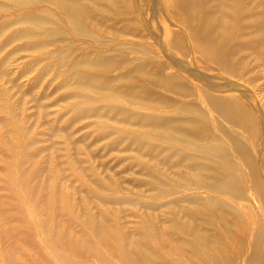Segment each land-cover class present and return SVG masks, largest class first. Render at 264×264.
I'll return each mask as SVG.
<instances>
[{"label": "bare ground", "instance_id": "bare-ground-1", "mask_svg": "<svg viewBox=\"0 0 264 264\" xmlns=\"http://www.w3.org/2000/svg\"><path fill=\"white\" fill-rule=\"evenodd\" d=\"M11 1L20 9L42 3L55 7L24 17L37 28L46 29V42L62 39L55 38L62 29L58 21L62 16L66 20L63 26L68 24L75 32L87 35L100 48L106 44L99 33L93 32L97 26L88 21L92 8L102 9V0H87L90 7L85 0ZM153 5L151 11L159 21L156 42L182 74H167L165 63L155 57L154 50L118 44L111 54L94 57L95 53L85 51L86 55L77 57L75 65L87 63L102 69L89 72L90 79L81 86L89 92L106 91L114 98L127 94L138 106L159 113L151 118L160 122L152 130L154 136L182 149H173V153L193 161L189 167L199 175L195 187L208 188L210 194L173 200L177 206L182 202L191 206L173 211L167 223H158L157 215L139 214L134 231L117 217L89 210L75 213L91 233L54 231L41 243L54 252L60 264H97L89 259L77 260L65 251L92 255L98 264H264V105L259 99L264 96L260 84L264 80V0H156ZM165 17L174 19L171 21L176 28L165 24ZM67 50L68 54L61 50V62L72 58L73 49ZM134 52L140 55L133 57ZM132 60L140 62L121 72L126 82L122 85L114 81V68ZM201 141L205 144L199 145ZM20 179L26 180L23 176ZM152 183L161 185L156 198L182 185L166 184L160 178ZM99 185L102 190L109 189L104 179ZM157 203L145 202L149 206ZM240 215L255 220L244 232L250 252L246 255L243 238L233 256L230 229ZM46 261L38 256V264Z\"/></svg>", "mask_w": 264, "mask_h": 264}, {"label": "rangeland", "instance_id": "rangeland-1", "mask_svg": "<svg viewBox=\"0 0 264 264\" xmlns=\"http://www.w3.org/2000/svg\"><path fill=\"white\" fill-rule=\"evenodd\" d=\"M113 1L102 0V9L92 8L88 17L97 26L93 32L106 43L100 48L87 35L75 32L68 24L63 26L66 20L62 16L58 20L62 22L61 32L55 37L62 39L50 43L45 41V28L24 20L29 13L52 11V4L20 9L11 0H0V264H38L39 255L47 258L45 264H60L54 252L41 242L54 231L91 233L75 213L89 210L117 217L134 231L139 214L157 215L158 223H167L173 211L191 206L188 202L177 206L173 200L210 194L208 188L195 187L199 175L189 167L193 161L173 153V149H182L154 136L152 130L160 122L151 118L159 113L138 106L127 94L114 98L106 91L89 92L81 86L90 79L89 72L95 73L101 67L75 65L77 57L86 55L85 51H92L94 57L111 54L118 44L154 50L158 55L155 57L165 63L167 74H182L156 42L159 21L151 11L156 0ZM84 3L90 7L87 0ZM162 20L176 28L171 21L174 19ZM67 47L73 49V56L61 62V50L68 54ZM138 60L114 68V81L123 85L127 77H120L121 72L136 67ZM260 84L264 86V80ZM259 99L264 105V96ZM154 178L182 185L156 198L161 185L153 184ZM102 179L108 190L100 188ZM185 182L192 185L184 186ZM102 198L110 202L104 203ZM153 201L159 203L145 204ZM254 222L252 216L240 215L230 229V254L236 255L243 238L246 255L250 252L244 232ZM102 250L109 254L105 247ZM65 252L77 260L89 259L98 264L92 255Z\"/></svg>", "mask_w": 264, "mask_h": 264}]
</instances>
